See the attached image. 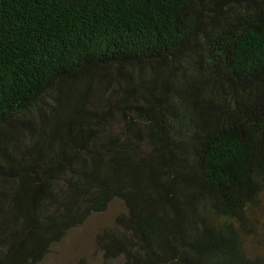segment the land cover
<instances>
[{
	"label": "trees",
	"instance_id": "1",
	"mask_svg": "<svg viewBox=\"0 0 264 264\" xmlns=\"http://www.w3.org/2000/svg\"><path fill=\"white\" fill-rule=\"evenodd\" d=\"M263 195L264 0H0V264H264Z\"/></svg>",
	"mask_w": 264,
	"mask_h": 264
},
{
	"label": "rangeland",
	"instance_id": "2",
	"mask_svg": "<svg viewBox=\"0 0 264 264\" xmlns=\"http://www.w3.org/2000/svg\"><path fill=\"white\" fill-rule=\"evenodd\" d=\"M259 209L252 216L254 235L246 240L245 247L252 254H264V195ZM123 211L121 204L114 200L107 209L91 215L82 225L69 230L38 264H99L101 256L94 246V236L101 230L112 226L115 216ZM111 264H122L116 259Z\"/></svg>",
	"mask_w": 264,
	"mask_h": 264
}]
</instances>
